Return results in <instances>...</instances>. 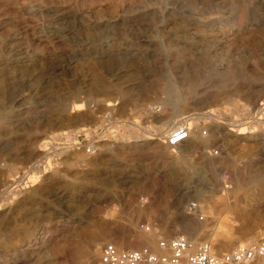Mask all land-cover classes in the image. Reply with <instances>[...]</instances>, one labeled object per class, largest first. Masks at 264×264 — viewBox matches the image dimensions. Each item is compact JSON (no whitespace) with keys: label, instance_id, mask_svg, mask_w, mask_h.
<instances>
[{"label":"rangeland","instance_id":"374dc122","mask_svg":"<svg viewBox=\"0 0 264 264\" xmlns=\"http://www.w3.org/2000/svg\"><path fill=\"white\" fill-rule=\"evenodd\" d=\"M191 115L211 146L173 151L160 136ZM260 213L264 0H0V264L178 235L224 253L264 237Z\"/></svg>","mask_w":264,"mask_h":264},{"label":"built area","instance_id":"2783aa9c","mask_svg":"<svg viewBox=\"0 0 264 264\" xmlns=\"http://www.w3.org/2000/svg\"><path fill=\"white\" fill-rule=\"evenodd\" d=\"M159 107L151 109L152 114H158ZM208 118L215 121L212 113H205ZM195 116H186L183 121L172 127L165 134H161L165 144L173 151L184 148L197 134L206 136L208 130L193 125ZM159 136V135H157ZM89 156L96 153L94 144L85 147ZM219 150H215L217 156ZM188 215L199 217L203 220L202 208L198 202H190L185 208ZM140 229L145 233L154 230L153 226L142 224ZM158 248L161 253L154 252L150 247L140 249L120 250L116 245L108 243L101 249L97 264H264V237L254 242L239 244L232 250L217 253L210 242H196L184 235H178L171 239L162 237L158 240Z\"/></svg>","mask_w":264,"mask_h":264},{"label":"bare ground","instance_id":"6f19581e","mask_svg":"<svg viewBox=\"0 0 264 264\" xmlns=\"http://www.w3.org/2000/svg\"><path fill=\"white\" fill-rule=\"evenodd\" d=\"M197 125V124H196ZM230 131H232V130H230ZM242 131V130H241ZM242 133H243V131H242ZM242 133H239V134H237L238 136H243L244 134H242ZM246 134V133H245ZM214 137V135L212 134H210V136H208V133H207V135L206 136H203V135H200V137H197L196 139H195V147L196 148H198V149H204V148H208V147H210L211 146V140L212 139H214L213 138ZM194 138V137H193ZM217 139V138H216ZM223 139V138H222ZM221 139V140H222ZM220 140V139H219ZM219 154V153H218ZM215 155V154H214ZM209 159H210V156H209ZM226 159V158H225ZM218 160V159H217ZM216 160V158L214 157V160L212 161L213 162V165L215 164V165H217L218 166V168H222L223 170H225V171H227V170H230L232 167H234V165L235 164H233L232 162H225V161H217ZM223 160V159H222ZM210 163V162H209ZM237 163V162H236ZM236 167H237V165H236ZM238 168V167H237ZM219 170V169H218ZM222 170V171H223ZM236 171V170H235ZM246 171V170H245ZM241 173H243V172H241ZM251 174H253V176L255 175V178L253 177H251L250 179H248V182L247 183H249V182H252V181H254V179H256V173L254 172V171H252V172H250ZM255 173V174H254ZM244 181H246V177H242V178H240L239 179V185H237L238 186V188H243L244 186H245V183H244ZM206 183H208L209 184V182H206ZM250 184V183H249ZM229 187V186H228ZM241 193V192H240ZM242 193H244L243 195H244V198L246 199V191L245 192H242ZM223 199V198H222ZM231 199V198H230ZM227 202H228V200H227ZM237 206V204H235L234 203V208ZM182 217H184V219L185 220H187V221H189L190 220V217H188L187 216V214L186 213H183V215H182ZM255 218H256V220L255 221H257V219H258V222H261V223H264V213H260V214H257L256 216H255ZM203 220H204V216H203V218H202ZM218 220V219H217ZM170 229L172 230V232L173 233H177L178 231H179V229H181V233L182 234H185V235H188V232L189 233H191V237L192 236H201V235H203V234H205L207 231L205 230V229H201V228H196V227H191V226H189V225H187L186 227H178L177 225H172L171 227H170ZM232 232L230 231V232H226V233H224V235H220L219 236V234H218V236L220 237V239H219V242L223 245V248L224 249H226V248H228V246L230 245V243H228L227 241H226V238H228V235H230ZM189 236V235H188ZM197 238V237H196ZM254 238V237H253ZM195 241V240H194ZM228 241H229V239H228ZM126 240H124L122 243H121V247H124V248H126V249H128V250H132L133 248L132 247H126L125 246V244H126ZM197 242V241H196ZM241 242V241H240ZM136 243V242H135ZM98 252H99V247L97 246V247H95L93 250H92V258H91V260H93V261H95L96 260V258L98 257ZM85 255V254H84ZM86 256V255H85ZM85 256H82V258H86ZM82 261L84 260V259H81ZM80 264H82V262H80Z\"/></svg>","mask_w":264,"mask_h":264}]
</instances>
